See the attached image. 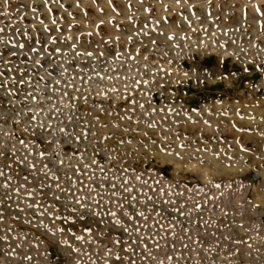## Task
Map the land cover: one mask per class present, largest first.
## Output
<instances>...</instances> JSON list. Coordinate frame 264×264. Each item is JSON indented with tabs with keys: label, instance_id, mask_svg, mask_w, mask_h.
I'll return each mask as SVG.
<instances>
[{
	"label": "rangeland",
	"instance_id": "obj_1",
	"mask_svg": "<svg viewBox=\"0 0 264 264\" xmlns=\"http://www.w3.org/2000/svg\"><path fill=\"white\" fill-rule=\"evenodd\" d=\"M0 53V264H264V0H0Z\"/></svg>",
	"mask_w": 264,
	"mask_h": 264
},
{
	"label": "snow or ice",
	"instance_id": "obj_2",
	"mask_svg": "<svg viewBox=\"0 0 264 264\" xmlns=\"http://www.w3.org/2000/svg\"><path fill=\"white\" fill-rule=\"evenodd\" d=\"M21 47H23V45H21ZM33 51H36V49H33ZM57 51H59V49H57ZM4 53H0V55H3ZM12 55H15V53H12ZM90 55V54H89ZM21 143H23V141H21ZM42 155H43V153H42ZM62 163V162H61ZM57 187H59V185H57ZM126 191H131V189H125ZM57 199H59L58 197H57ZM77 202H79V201H77ZM73 211H75V209H73ZM94 214H96L95 212H94ZM110 215L111 216H113V217H115L116 216V213L115 212H112V213H110ZM140 215L141 216H143V213H140ZM116 223L117 224H119L120 223V221L119 220H117L116 221Z\"/></svg>",
	"mask_w": 264,
	"mask_h": 264
}]
</instances>
